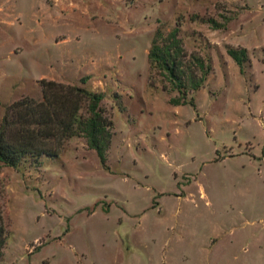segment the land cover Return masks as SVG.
<instances>
[{
    "label": "rangeland",
    "instance_id": "374dc122",
    "mask_svg": "<svg viewBox=\"0 0 264 264\" xmlns=\"http://www.w3.org/2000/svg\"><path fill=\"white\" fill-rule=\"evenodd\" d=\"M177 21L194 108L147 68ZM41 80L101 93L111 139L104 167L82 137L0 164V264H264V0H0V123Z\"/></svg>",
    "mask_w": 264,
    "mask_h": 264
},
{
    "label": "trees",
    "instance_id": "16d2710c",
    "mask_svg": "<svg viewBox=\"0 0 264 264\" xmlns=\"http://www.w3.org/2000/svg\"><path fill=\"white\" fill-rule=\"evenodd\" d=\"M214 29L218 25L205 21ZM179 21L166 35L155 30L146 54L149 73L156 72L166 86L162 91L176 92L169 105L194 108L189 92L197 91L211 72L209 59L186 54L179 33ZM227 56L235 63L240 74L247 62L242 48H228ZM87 77L79 80L84 84ZM152 87V86H151ZM41 99L23 98L6 107L0 123V164L17 169L23 163L40 164L42 158L55 160L57 144L67 139L82 137L93 150L101 166L111 139V122L100 107L103 95L78 86H63L39 81ZM6 234L0 218V257Z\"/></svg>",
    "mask_w": 264,
    "mask_h": 264
}]
</instances>
